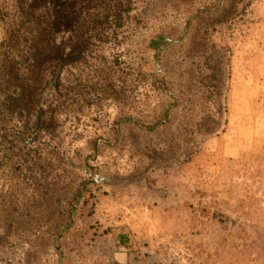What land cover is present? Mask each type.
Masks as SVG:
<instances>
[{"label":"rangeland","instance_id":"rangeland-1","mask_svg":"<svg viewBox=\"0 0 264 264\" xmlns=\"http://www.w3.org/2000/svg\"><path fill=\"white\" fill-rule=\"evenodd\" d=\"M116 5L3 73L0 264H264V0Z\"/></svg>","mask_w":264,"mask_h":264},{"label":"trees","instance_id":"trees-1","mask_svg":"<svg viewBox=\"0 0 264 264\" xmlns=\"http://www.w3.org/2000/svg\"><path fill=\"white\" fill-rule=\"evenodd\" d=\"M117 8L116 0H0V99L16 103L24 98L28 100L27 105L10 106L3 112L27 119L35 114L32 95L19 84V79H3L6 69L13 67L31 74L46 70L50 65L63 66L64 45L57 43L56 37L70 34V54L80 56L88 49L89 29L96 23L104 25L97 19ZM125 13L120 10L109 16L115 20L116 28L121 27Z\"/></svg>","mask_w":264,"mask_h":264}]
</instances>
